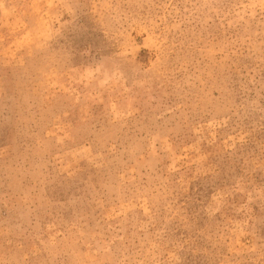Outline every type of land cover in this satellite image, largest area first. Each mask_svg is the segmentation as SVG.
<instances>
[{"label":"rangeland","instance_id":"obj_1","mask_svg":"<svg viewBox=\"0 0 264 264\" xmlns=\"http://www.w3.org/2000/svg\"><path fill=\"white\" fill-rule=\"evenodd\" d=\"M0 264H264V0H0Z\"/></svg>","mask_w":264,"mask_h":264}]
</instances>
